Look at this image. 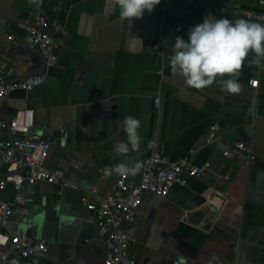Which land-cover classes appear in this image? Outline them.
I'll use <instances>...</instances> for the list:
<instances>
[{
    "label": "crops",
    "instance_id": "crops-1",
    "mask_svg": "<svg viewBox=\"0 0 264 264\" xmlns=\"http://www.w3.org/2000/svg\"><path fill=\"white\" fill-rule=\"evenodd\" d=\"M261 9V0H198L193 6L161 0L151 13L130 21L119 17L112 0H41L39 6L0 0V62L9 60L21 74L43 71L45 58L19 21H33L42 10L52 24L64 26L56 33L59 59L46 81L0 97V114L10 117L27 108L36 133L54 140L49 167H68L69 178L85 187L95 183L105 195L120 175H104L100 168L140 162L141 170L129 175V182H138L151 140L172 160L195 148L196 163L211 161L209 173L187 185H175L165 195L146 192L135 220L127 224L136 238L137 264H264V60L253 64L249 54L238 77L241 90L232 94L218 83L188 87L159 52L169 42L173 54L179 19L200 24L206 17L243 18L262 24L246 15ZM181 37L187 40L188 32ZM257 77L255 87L251 80ZM128 115L141 121L140 150L115 155L114 145L127 142L122 121ZM214 124L218 137L207 144ZM7 134L0 126V137ZM238 140L252 143L257 163L248 164L243 151L224 155ZM72 157L77 166L70 164ZM23 192L26 201L13 215L12 228L45 239L48 264H105L106 242L88 209L86 190L38 181ZM16 194L11 183L0 188L6 200L14 201Z\"/></svg>",
    "mask_w": 264,
    "mask_h": 264
},
{
    "label": "built area",
    "instance_id": "built-area-1",
    "mask_svg": "<svg viewBox=\"0 0 264 264\" xmlns=\"http://www.w3.org/2000/svg\"><path fill=\"white\" fill-rule=\"evenodd\" d=\"M187 6L198 4V0H184ZM263 9L248 10L246 15L249 20L264 24V0H261ZM168 10V6H163ZM216 12L220 7L216 6ZM19 25L29 32L34 43L45 58V68L40 72L21 74L12 63L3 59L0 62V97L10 95L14 90L30 91L43 84L48 76V70L59 59L56 52L58 42L56 33L63 30L62 23L52 24L42 10L35 12V19L30 21L23 19ZM194 24L188 20L179 19L175 25L176 35L181 36L189 32ZM14 41L16 37L10 34ZM171 43L165 42L159 52L169 59L173 54L169 53ZM264 74V69H263ZM252 85L259 86L260 79L253 78ZM159 98L156 104H159ZM29 109H21L10 117L0 114V126L8 130V134L0 137V188H5L9 183L13 184L17 194L14 201L0 197V264H13L12 255H17L15 264H48L46 257L49 250L45 239L36 236H23L12 228L13 215L26 201L23 192L25 185L30 188L38 181L49 183H61L86 190L90 199L88 209L94 212L98 223V231L106 242L105 264H137L132 249L136 238L127 226L135 220L139 206L143 202L146 192L152 191L161 195L167 194L175 185H187L191 180L205 176L212 167L210 160L196 163L192 154L196 149L175 160L157 149V142L151 140L148 144L150 153L144 158V170L138 182H129L128 176H120L113 184L111 191L103 195L97 184L91 183L85 187L66 175V168H51L47 165V159L54 140L32 132L34 124L29 118ZM219 126L214 124L207 138L210 144L218 137ZM243 151L246 154L248 164H255L259 157L252 148L249 140H238L232 146L224 150L226 157ZM77 158L72 157L70 164L77 166ZM100 171L104 175L111 174V168L103 166ZM177 264H183L178 262Z\"/></svg>",
    "mask_w": 264,
    "mask_h": 264
},
{
    "label": "clouds",
    "instance_id": "clouds-1",
    "mask_svg": "<svg viewBox=\"0 0 264 264\" xmlns=\"http://www.w3.org/2000/svg\"><path fill=\"white\" fill-rule=\"evenodd\" d=\"M112 2L119 8V17L131 21L133 18H142L146 11L151 13L161 0ZM30 3L39 6L41 0H30ZM172 52L171 72L182 76L188 87L202 90L218 83L221 91L235 94L241 90L238 77L249 54H253V64L259 65L264 60V24L243 18L231 21L223 17H206L202 23L189 29L187 40L176 37ZM122 123L127 142L115 144L113 152L121 156L130 151L138 152L141 121L128 115ZM141 167L140 162L133 165L120 162L113 165L111 171L120 176H135Z\"/></svg>",
    "mask_w": 264,
    "mask_h": 264
},
{
    "label": "water",
    "instance_id": "water-1",
    "mask_svg": "<svg viewBox=\"0 0 264 264\" xmlns=\"http://www.w3.org/2000/svg\"><path fill=\"white\" fill-rule=\"evenodd\" d=\"M37 131H38V129H36V128L32 129V132H34V133H36Z\"/></svg>",
    "mask_w": 264,
    "mask_h": 264
}]
</instances>
